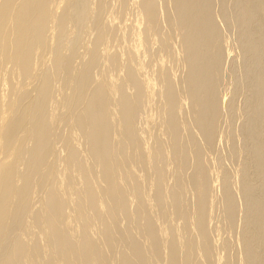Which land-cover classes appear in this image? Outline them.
I'll list each match as a JSON object with an SVG mask.
<instances>
[{"label": "bare ground", "instance_id": "bare-ground-1", "mask_svg": "<svg viewBox=\"0 0 264 264\" xmlns=\"http://www.w3.org/2000/svg\"><path fill=\"white\" fill-rule=\"evenodd\" d=\"M55 1L0 0V264H264V0Z\"/></svg>", "mask_w": 264, "mask_h": 264}, {"label": "rangeland", "instance_id": "rangeland-1", "mask_svg": "<svg viewBox=\"0 0 264 264\" xmlns=\"http://www.w3.org/2000/svg\"><path fill=\"white\" fill-rule=\"evenodd\" d=\"M56 1H59V0H56ZM56 1H55V2H56ZM56 3H57V6H58V4L61 5V1H60V3H59V2H56ZM56 3H55V4H56ZM130 15H131V14H130ZM132 16H133V15H131V17H132ZM131 17L129 16V18H131ZM106 19H107V21H106ZM106 19H105V24L108 23L109 17L106 18ZM116 21H117V20H116ZM116 21H114L115 24L112 22V24L109 23L108 26L110 25L111 31H115L117 37L121 34V35H120L121 38H120V37H118V38L122 39V38L124 37V35H125V32H123V31H125V27H124V24H123L122 22H121V23L119 22V24H118V21H117V23H116ZM116 24H118V25H116ZM121 24H122L123 26H121ZM106 25H107V24H106ZM119 25H120L121 27H120ZM117 26H118V27H117ZM122 27H123V28H122ZM115 28H116V29H115ZM118 28H119V29H118ZM117 29H118V31H117ZM123 33H124V34H123ZM122 35H123V36H122ZM111 43H112V42H111ZM114 43H115V42H113V44H114ZM113 44H111V48H110V49L108 48V46L110 47V44H109V45L107 44L108 46L106 47V50L109 51V52H111L112 50H114V49L117 47V44L115 43L116 46H115L114 48L112 47ZM115 44H114V45H115ZM110 50H111V51H110ZM50 52H51V50L49 49L47 53H50ZM82 55L84 56V53H82L81 56H82ZM81 56H80V57H81ZM80 57H79V59H78V62L73 66V67H74V69L72 68L73 71H71V75H73V77H76V78H75V81H77V76H76V75H78V72H80V69H81V68H80L81 65H79V64H80L79 61L81 62V61H82V58L80 59ZM46 62L48 63L47 59L44 60L43 62H41L40 67L44 68V67L46 66V64H47ZM133 65L136 67V64H133ZM43 66H44V67H43ZM75 66H76V67H75ZM78 66H79V67H78ZM137 67H138V66H137ZM75 68H76V69L78 68L77 73H76V69H75ZM105 68H106V65H103V66H102V70L104 69L103 71H105ZM99 70H101V67H100ZM102 70H101V71H102ZM74 71H75V72H74ZM103 71H102V72H103ZM72 72H74V73L72 74ZM75 74H76V75H75ZM102 74H103V73H102ZM96 76H97V75H96ZM69 77H70V76H69ZM92 78H93V79H91L90 81H91V83H92L91 85L93 86L94 82L97 83V80L99 81L100 77H99V75H98V78H99V79L96 78L95 76L92 77ZM70 79H71V80H70ZM70 79L68 78V81H69L70 84H73V85H72V90H73V89H74L73 87H76V83H77V82L74 81V83H73L72 80H73L74 78H72V76L70 77ZM96 79H97V80H96ZM92 81H93V82H92ZM71 82H72V83H71ZM26 84H27V86H26ZM26 84H23V85L21 86V88H22V87H25V89H26V88H28V87L30 86L29 83H26ZM89 84H90V83H89ZM28 85H29V86H28ZM37 85H38V84H37ZM37 85H36L35 88L38 87ZM74 85H75V86H74ZM91 85L89 86L90 88H92ZM70 86H71V85H70ZM72 90H71V92H69L70 90H68V92H64V91L61 90V93H60L59 90H58V92H59L60 94L57 93V94H59V95H57V94H56V95L59 96V97L62 98V99L59 100V99H58L59 97L56 96L57 99H58L59 101H63V103H64L65 97L67 96V98H68V97L71 96V94H73V93H72ZM66 93H68V94H66ZM70 93H71V94H70ZM65 94H66V96H65ZM63 98H64V100H63ZM67 98H66V99H67ZM153 98H154V97H153ZM153 100H154V99H152V101H153ZM65 101H67V100H65ZM63 107H65L64 109L68 110L69 114H72V113L76 112L78 109H80V107L77 108L78 106L75 105V103H69V104H67L66 106L63 105ZM63 107L60 108L61 111H62ZM73 109H74V110H73ZM60 110H59V111H60ZM59 113H60V112H59ZM50 164H51V162L48 163L46 166L48 167V165L50 166ZM45 187H46V186H45ZM12 231H13V228H10V229L7 231L5 237H7L8 234H10Z\"/></svg>", "mask_w": 264, "mask_h": 264}]
</instances>
